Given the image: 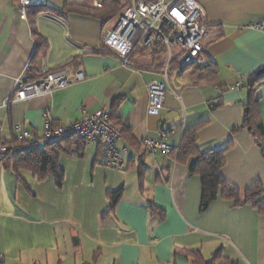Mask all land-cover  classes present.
<instances>
[{
	"label": "crops",
	"instance_id": "obj_1",
	"mask_svg": "<svg viewBox=\"0 0 264 264\" xmlns=\"http://www.w3.org/2000/svg\"><path fill=\"white\" fill-rule=\"evenodd\" d=\"M170 1V0H166ZM205 10L212 35L198 63L183 70L147 55L124 62L105 47L115 26L98 18L45 12L34 18L46 40L37 41L20 0H0V141H15L23 125L43 147L45 112L55 125H68L90 113L108 111L124 129L118 142L123 167L99 164L98 148L64 143L59 155L63 182L39 179L27 170L17 177L0 165V253L5 264H194L192 253L210 261L218 250L237 264H264V216L252 206L217 198L201 209L202 184L190 163L175 155L150 154L142 140L151 138L175 148L184 133L200 125L202 152L222 150V177L243 190L264 184V159L255 139L241 127L249 104L244 87L264 70V32L245 30L264 19V0H196ZM105 0H46L44 6L98 9ZM128 0H122L123 11ZM119 13V15L121 14ZM119 15L115 18L117 19ZM69 64L85 79L50 95L10 103L20 79L38 80L43 70ZM214 64V71L208 64ZM164 83L166 96L158 115L148 111V85ZM241 81L244 84L241 85ZM264 127V82L257 88ZM240 127L237 132L233 130ZM175 130L174 134L162 133ZM141 159V164L135 163ZM121 190L111 208L109 195Z\"/></svg>",
	"mask_w": 264,
	"mask_h": 264
},
{
	"label": "built area",
	"instance_id": "obj_2",
	"mask_svg": "<svg viewBox=\"0 0 264 264\" xmlns=\"http://www.w3.org/2000/svg\"><path fill=\"white\" fill-rule=\"evenodd\" d=\"M31 2V3H30ZM22 7L45 5L46 0H20ZM166 19V20H165ZM245 30L264 32V19L250 23ZM213 27L206 21V13L196 0H128L117 18L115 27L104 39L106 48L115 51L127 62L138 53L148 57H160L165 73L173 64L187 68L199 62L205 52L207 41L212 35ZM85 79L81 69L71 72L68 68L58 71L43 70L36 81L20 79L15 85L10 103L26 101L35 97L50 95L75 82ZM244 81H241V85ZM149 107L151 115H158L163 109L166 96L164 83L154 81L148 85ZM82 118L68 124L55 125L50 112H45L43 141L55 143L76 138L86 145L98 148L100 165L120 169L123 167V152L117 144L123 134L120 127L111 120L108 111L100 110L90 113L85 107ZM18 142L34 144V137L21 124L14 126ZM175 130L163 132L162 135L174 134ZM146 151L156 155H177L175 148L160 140L145 138L142 140ZM21 148L0 141V154L17 153ZM141 164V159L135 161ZM0 264H5L0 253Z\"/></svg>",
	"mask_w": 264,
	"mask_h": 264
},
{
	"label": "trees",
	"instance_id": "obj_3",
	"mask_svg": "<svg viewBox=\"0 0 264 264\" xmlns=\"http://www.w3.org/2000/svg\"><path fill=\"white\" fill-rule=\"evenodd\" d=\"M122 0H105L103 6L98 9L80 8L70 5H65L63 9L56 10L48 8L44 5L21 7L29 19L32 26V33L37 41L36 54L40 52H46L48 44L46 40L38 33L34 18L39 14L49 12L56 14L60 17H64L67 14L75 13L86 16H92L98 18L103 24H108L113 21L121 12ZM138 53L136 55H142ZM133 57L130 58V60ZM154 62H158L159 57L152 58ZM129 60V61H130ZM174 68L177 70H183L185 68L180 67L176 63ZM69 64H64L53 71L69 68ZM208 68L214 71V64H208ZM39 78V77H38ZM30 81H36L31 80ZM264 82V73L257 74L253 79H249L248 83H245L244 87H249V104L245 110V118L241 127L247 128L252 137L255 139L258 147L260 148L261 155L264 159V127L259 111V98L256 96L258 86ZM111 120L114 124L115 121ZM200 125L195 126L187 130L181 142V146L178 148L176 160L178 163L187 164L190 163V172L196 174L201 179L202 194H201V209L205 210L213 201L217 198H222L233 202L235 206L250 205L260 215L264 216V184L261 180H256L243 190L233 186L221 175V170L225 166V154L229 147L222 150H208L202 152L198 146V131ZM122 134L124 129L121 128ZM240 127L233 130L237 132ZM68 140V144H77L78 150L84 148L85 143L76 138H70L55 143H45L43 147L29 144L28 142H18L16 137L9 145H16L21 148V151L14 153L9 152L6 154H0V165L6 169H13L19 179V172L21 170H27L37 176L39 179H44L47 175L55 177L58 186L63 182V171L59 166L58 158L62 152H68L64 146V143ZM121 196V190L109 195L111 199V208H114L118 199ZM192 260L194 264H237L234 260L228 258L224 251L218 250L210 261H205L199 252L192 253Z\"/></svg>",
	"mask_w": 264,
	"mask_h": 264
},
{
	"label": "rangeland",
	"instance_id": "obj_4",
	"mask_svg": "<svg viewBox=\"0 0 264 264\" xmlns=\"http://www.w3.org/2000/svg\"><path fill=\"white\" fill-rule=\"evenodd\" d=\"M116 23H117V19H114V20L111 22V24H112L113 26H115ZM158 62H159V63L161 62V58H160V57H159V59H158Z\"/></svg>",
	"mask_w": 264,
	"mask_h": 264
},
{
	"label": "water",
	"instance_id": "obj_5",
	"mask_svg": "<svg viewBox=\"0 0 264 264\" xmlns=\"http://www.w3.org/2000/svg\"><path fill=\"white\" fill-rule=\"evenodd\" d=\"M166 20V19H165ZM261 73H264V70H262L260 73H258V74H261Z\"/></svg>",
	"mask_w": 264,
	"mask_h": 264
},
{
	"label": "bare ground",
	"instance_id": "obj_6",
	"mask_svg": "<svg viewBox=\"0 0 264 264\" xmlns=\"http://www.w3.org/2000/svg\"><path fill=\"white\" fill-rule=\"evenodd\" d=\"M31 3V2H30Z\"/></svg>",
	"mask_w": 264,
	"mask_h": 264
}]
</instances>
